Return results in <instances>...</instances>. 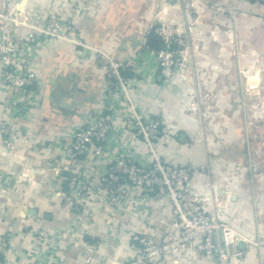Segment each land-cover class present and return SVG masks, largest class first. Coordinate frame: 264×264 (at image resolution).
Instances as JSON below:
<instances>
[{
	"label": "crops",
	"instance_id": "crops-1",
	"mask_svg": "<svg viewBox=\"0 0 264 264\" xmlns=\"http://www.w3.org/2000/svg\"><path fill=\"white\" fill-rule=\"evenodd\" d=\"M11 1L17 11L37 15L33 23L38 26L48 12L57 10L82 45L49 38L28 47V65L35 79L27 93L0 87V118L12 101L20 108L10 123L12 147L5 146L0 132V235L7 236L0 253L4 264H124L136 252L132 233H152L159 241L168 229L177 232L171 227L168 195L156 196L144 189H131L119 207L89 195L81 201L78 217L71 208L76 198L65 186L66 176L93 180L124 152L141 164L151 161L146 143L129 122L135 115L164 118V132L153 142L157 155L165 162L190 166L191 191L238 231L243 254L231 258V264H264V140L255 137L253 131L258 129L248 124L252 109L243 105V96L240 105L233 107L229 94L219 91L220 108L212 116H221V123L203 127L198 111L186 112L181 101L189 83L168 78V70L159 68L151 53L157 49L147 45L151 31L164 45L169 39L170 34L160 31L159 23L165 18L159 17L161 0ZM198 2L208 19L220 20L224 44L234 19L240 50L236 64L257 69L255 76L246 74V85H256L258 80L264 84V0ZM176 12L168 16L175 17ZM181 13L183 20L191 21L186 11ZM27 30L21 26L18 32ZM224 48L225 54L230 52L226 44ZM98 51L115 60L135 61V70L126 73L125 89L108 84L106 58ZM231 62L226 59L224 65L229 67ZM256 110L264 114V109ZM96 111H104L110 119L105 154L68 155L73 131ZM207 129L212 134H206L205 140L200 132ZM41 228L65 229L68 236L47 248L37 236ZM179 264L218 263L186 251Z\"/></svg>",
	"mask_w": 264,
	"mask_h": 264
},
{
	"label": "built area",
	"instance_id": "built-area-1",
	"mask_svg": "<svg viewBox=\"0 0 264 264\" xmlns=\"http://www.w3.org/2000/svg\"><path fill=\"white\" fill-rule=\"evenodd\" d=\"M0 2V87H12L24 96L35 79V74L28 65V47L49 38L69 40L79 45L82 43L57 10L48 12L44 23L38 26L33 23L37 15L33 16L30 11H17L11 0ZM183 5L186 9L194 10L197 17L204 12L198 0H161L160 19L171 10L178 11ZM230 20L232 24L227 27L226 32L229 42L232 43L237 40L234 19ZM21 26L28 28L22 35L18 32ZM165 41L163 48L151 51L161 69H168L176 61L175 53L169 46L171 41L167 37ZM98 53L106 58L108 84L125 89L129 81L126 73L135 70V61L131 58L115 60L101 51ZM17 66L20 67L19 72H16ZM18 111L20 108L17 102L12 101L0 118V132L5 146L9 148L13 146L10 123L13 113ZM131 120L136 134L148 147L151 161L141 164L131 153L124 152L93 180L76 174L66 176L65 186L76 198L71 206L75 216L78 217L81 201L89 195L104 199L112 207H119L134 188L153 192L156 196L168 195L171 204V227L177 232L168 229L159 241L152 233H132L130 239L136 252L124 264H179L181 255L186 251L200 253L218 264H231V258L243 254V250L239 248L241 239L238 231L222 221L217 212L210 210L204 198L191 191L190 166L165 162L154 153L152 139L160 133V120H146L138 115ZM109 132L108 115L104 111H96L73 131L66 153L70 156L90 154L101 157L105 154ZM37 236L50 248L57 242H62L68 233L65 229L53 231L41 228L37 231ZM6 242L7 236L0 235V253ZM0 264H4L1 255Z\"/></svg>",
	"mask_w": 264,
	"mask_h": 264
},
{
	"label": "rangeland",
	"instance_id": "rangeland-1",
	"mask_svg": "<svg viewBox=\"0 0 264 264\" xmlns=\"http://www.w3.org/2000/svg\"><path fill=\"white\" fill-rule=\"evenodd\" d=\"M187 9L184 5L180 6L175 14L176 18L168 16L172 12L174 14L175 10H171L159 23L160 31L165 35L167 34V36L170 34L169 40L171 42L169 46L176 56L175 64L167 69V76L172 81L187 82V85L189 83L187 88L188 93L183 96L181 106L186 112H193L195 114V111L196 113L198 111V119L201 125L206 127L211 122L214 124L222 122L221 116H212L214 112L218 113V108H220L221 102L218 101L219 91L229 94L231 100H228L231 101L233 107L240 105L241 101L239 98L243 96V105L246 108L252 109V112H249L248 115V124L249 126H253L254 129H258L257 131H253L255 137L264 140V114L256 113V109H264V84L261 80H258L256 85L253 82H249L246 85V74L248 77L255 76L257 69L255 67H238L236 61L238 60L240 50H238L239 45L235 40L231 43L229 42V38L225 37V44L230 52L226 51V54L224 53L225 44L220 37L219 30L220 20L208 19L206 9L200 17H197L194 10ZM181 11H186L191 17L190 22L187 23L183 20L184 17ZM205 35H208L209 39L204 37ZM214 36L215 38L213 39ZM207 42L210 44H207ZM218 43L222 46L221 48L218 46ZM226 59H231L232 61L229 67L228 65H224ZM251 86L254 87L252 88ZM147 119H158L161 122L160 133L152 139L153 146V142L159 140L164 132V118L160 115H155ZM129 122L133 124L132 120ZM181 134L176 133L178 137H183V133ZM200 134L206 140V134L210 135L212 133H209L207 129L201 131ZM184 135L187 140L186 134ZM136 136L140 137L137 134ZM153 149L157 155L154 146ZM204 172L207 174V169L204 168Z\"/></svg>",
	"mask_w": 264,
	"mask_h": 264
},
{
	"label": "trees",
	"instance_id": "trees-1",
	"mask_svg": "<svg viewBox=\"0 0 264 264\" xmlns=\"http://www.w3.org/2000/svg\"><path fill=\"white\" fill-rule=\"evenodd\" d=\"M147 45L157 50L164 47L162 40L152 31L147 35Z\"/></svg>",
	"mask_w": 264,
	"mask_h": 264
}]
</instances>
